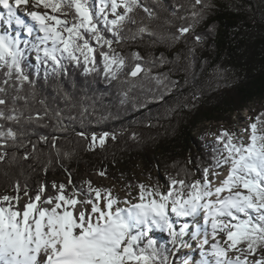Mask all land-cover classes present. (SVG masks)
<instances>
[{"label": "trees", "instance_id": "1", "mask_svg": "<svg viewBox=\"0 0 264 264\" xmlns=\"http://www.w3.org/2000/svg\"><path fill=\"white\" fill-rule=\"evenodd\" d=\"M191 2L141 0L153 13L151 19L143 8L135 9L130 15L136 23L125 25L119 43L105 31L114 41L111 48L126 58L115 77L105 72L94 40V71L85 72L81 58L80 64L65 60L63 69L52 72L31 57L37 56L31 44L24 66L34 83L21 85L0 68V88L6 89L0 97L8 101L0 110L12 114L16 109L19 117L18 122L0 119V130L16 133L14 140L0 137V197L15 196L17 183L20 196L25 186L34 196L60 176L69 179L85 200L94 199L84 173L103 172L102 177L133 187L139 185L134 169H140L138 175L157 187L158 172L169 184L170 178L191 184L203 180L206 168H217L215 159L222 148L217 139H201V125L227 121L249 103L264 99V0H204L211 6L195 23ZM190 23L189 33L171 39L179 35L180 26ZM141 26L156 35H136ZM196 36L202 39L197 42ZM103 51H110L107 45ZM133 52L142 59L135 61ZM137 62L145 71L132 77L129 73ZM223 131L219 129L218 136ZM93 136H105L104 144H93ZM56 184L68 187L65 181ZM150 238L168 264H183L184 255L172 252L170 239Z\"/></svg>", "mask_w": 264, "mask_h": 264}, {"label": "snow or ice", "instance_id": "2", "mask_svg": "<svg viewBox=\"0 0 264 264\" xmlns=\"http://www.w3.org/2000/svg\"><path fill=\"white\" fill-rule=\"evenodd\" d=\"M29 3L34 8L42 6L50 13L27 12L35 22L27 25L18 13L21 5L26 8ZM198 5L201 6L199 10ZM210 6L204 0H192L193 22L202 18L203 10ZM0 8L3 9L0 16L6 12V22L14 20L16 25L24 26L30 36L34 31L40 33L33 42L22 41L19 33L12 35L0 31V68L7 69L5 77L11 79L14 76L21 85L34 83L24 66L29 44L36 51L37 61L51 67L52 72L63 69L65 60L80 64L81 58L85 72H88L95 70L93 54L97 49L90 43L94 40L100 46L105 72L115 77L126 66V58L111 48L113 39H107L103 33H112L115 42L119 43L125 25L136 23L130 15L135 9L143 8L150 19L153 15L143 7L141 0H98V3L96 0H0ZM109 12L112 18H109ZM192 27V23L180 26L179 35H172L171 39H180ZM145 33L156 35L148 26L139 27L136 35ZM201 39L196 36L197 42ZM104 45L108 46L109 52L103 51ZM131 55L135 61L142 59L139 52ZM89 63L92 68L88 67ZM142 71L145 69L137 62L129 74L136 77ZM45 75L47 77V70ZM5 91L0 88V92ZM15 99L13 97V101ZM7 103L6 98L0 97V105ZM11 113L0 110V119L18 122L16 109H11ZM249 129L248 143L226 130L217 137L223 148L215 159V167L228 165V173L216 187L209 179L216 173H210L206 168L203 180L191 184L186 179L170 178L167 192L161 191L159 186L153 188L141 184L138 202L125 201L127 207L113 209L117 200L111 191L93 188L90 181L89 193L95 198L86 200L76 199L75 194L66 196L64 184L59 185L54 197L43 200L45 187L42 185L34 196L28 197L21 210L20 185L17 183L15 196L5 194L0 197V264H168L167 256H162L157 242L148 233L153 228L161 229L171 237V243L184 245L180 238L188 226L185 224L177 231L172 216L195 219L201 211L205 226L211 224V236L215 241L211 244V256L214 260L204 259L196 264H250L249 255L264 251V112L249 125ZM105 136L99 138L101 145ZM0 137L14 140L16 133L11 128L7 132L0 130ZM96 139L92 137L93 142ZM2 159L4 156L0 155ZM237 188L245 191H235ZM225 192L228 194L222 196ZM24 195L28 196L26 186ZM13 200L16 205L12 204ZM78 204L90 205L91 211L85 209L76 213ZM199 229L198 225L197 232L191 234L193 239L197 238ZM221 233L225 234L226 247L217 239ZM207 236L205 227L203 244L209 243ZM230 251L239 254L233 258L228 255ZM251 264H264V254Z\"/></svg>", "mask_w": 264, "mask_h": 264}, {"label": "rangeland", "instance_id": "3", "mask_svg": "<svg viewBox=\"0 0 264 264\" xmlns=\"http://www.w3.org/2000/svg\"><path fill=\"white\" fill-rule=\"evenodd\" d=\"M96 2L98 3V0H96ZM36 8L41 9L42 12L48 11L50 13V10L44 9L42 6L36 7ZM119 11H122V9H120ZM109 18H112L111 13H109ZM3 24H7L6 27ZM9 26H11V22L8 23V22H4V20H2L0 22V31H7L12 35H16L17 33H19L20 38L24 39L25 37H27L26 40H30V41L35 42V37L33 35L30 36L25 29H20L19 32H16L13 30L14 31L13 32L12 31L13 28L9 27ZM31 57L34 60H36L35 59L36 58L35 53H32ZM259 110L264 111V99L255 100V101L249 103L248 106L242 110V112H239L238 114L231 115L227 121L217 122V123H212V124L204 123L203 125H201L202 130H201L200 137L205 143L211 142V141L217 139L218 133H217V135H215V133L220 129V130H224V131L226 130L230 134H235L236 137L245 141L244 139H246V138L244 136H245V132L248 130L247 126L249 124H251L252 122H254L255 116ZM196 132L199 133L200 129L198 128L196 130ZM98 143H99V139L97 138L96 141L93 142V144H98ZM219 147L223 148V144L220 141H219ZM224 154L226 155V153H224ZM222 167L219 169L223 170L224 167L223 168ZM134 171H135V174L137 176L136 178L138 180L139 185L133 186V187L124 185L122 180L119 182H116V181L111 180L110 178L102 177V176L98 175L97 173H84L82 175V179H84L86 181H90L93 188L110 190L113 197H115L117 200V204L113 206V209H115V207H117V206L122 207L123 205H125V201L131 202L133 200L138 199L139 194H140V187L139 186L141 184H143L147 187H153L154 188V182L150 178H147V177L142 176V175H138L139 172L141 171L140 169H134ZM218 172H220V171L218 170ZM221 174H223V173L220 172V175ZM213 176L215 179L219 176V174L213 175ZM157 178H158L157 183L160 187V190L163 192H167L168 187H169V180L166 178V176L164 175L163 172H158ZM57 180L67 182L68 187L65 189V195L66 196H71V195L75 194L76 199H79V200L83 199L84 200V195L81 192L76 191L75 187L70 182V180L67 178H64V177H60V176L55 177L54 181L48 182L46 184L45 193L42 197L43 200H47L48 196L54 197L57 194V192L59 190V185L56 184ZM53 185H55L56 187H53ZM102 195H103V193H102ZM29 196H30V194H28V196H25L24 194L22 196H20L21 197L20 203H22L23 201L26 203ZM12 204L16 205V201L13 200ZM4 206H7V205H4ZM44 206L51 207V205H44ZM77 206L75 209L76 213H78V211H80V210H85V209L89 212L91 211L90 205L78 204ZM171 245L174 246L173 243H171ZM257 254L260 256L261 254H264V251H258Z\"/></svg>", "mask_w": 264, "mask_h": 264}, {"label": "bare ground", "instance_id": "4", "mask_svg": "<svg viewBox=\"0 0 264 264\" xmlns=\"http://www.w3.org/2000/svg\"><path fill=\"white\" fill-rule=\"evenodd\" d=\"M0 11H3V9L0 8ZM31 11H37V12H40V13H44V12H42L41 9L34 8L31 3H29L26 8H25L24 5H21L20 6V11H19L18 14L21 16L22 19H24L25 24H27V25H34V23H35L34 21H32V19L29 16H27V12H31ZM5 19H6V12H4L3 16H0V22L2 20H4V22H6ZM3 25L6 27L7 24H3ZM9 27H12L13 28L12 31L14 30L16 32H19L20 29H25L24 26H22V25H16L14 20L11 22V26H9ZM31 35L36 37L37 35H40V33L38 31H34ZM242 110H240L239 112H242ZM249 125L247 126L248 130L245 132V136H244L246 138V139H244L245 143H248V137L250 135ZM217 133H218V131L215 133V135H217ZM223 167H222L223 170H220L219 168H213V169L210 170V173H216V175L219 174V176L217 178H215L216 180L214 179L213 175L209 176V179L212 181V186L213 187L219 186L220 182L223 181L225 179V177L227 176L228 165H223ZM218 170L220 172H222L223 174L220 175V172H218ZM234 190L235 191H245L242 188H237V189H234ZM227 194L228 193L225 192V193H222L221 195L223 196V195H227ZM213 199H214V197H213ZM136 202H138V199L133 200L130 203H136ZM24 203H25L24 201L22 203H20L21 210H22V206H23ZM123 207H127V205L125 204L121 208H123ZM69 210H72V209L70 208ZM241 218H244L242 214H241ZM172 219L174 221H176V230L177 231H179L180 227H183L185 224H187V226H188L186 231H185V235L183 237H181V239L185 242V244L184 245H180L178 243V244H176V246L174 248L175 251H177V252H179V253L184 255L183 264H196L197 261L204 260V259H207L209 261H213L214 257L211 256V244L214 243L215 241L213 240V238L211 236V224H210V222L205 226V222H204V218H203V212L201 211V214L198 215L195 219H193L192 217L177 218L174 215L172 216ZM233 222H235V221H233ZM198 225L200 226V229H199L197 238L193 239L191 234L193 232H197V226ZM205 227L207 229V234H208V236H207V238L209 240L208 244H203V239L205 237ZM154 230H155L154 233L151 232V231L148 233L149 237L161 233L164 236H166L168 238H171L168 235V233L166 231H164V230L156 229V228H154ZM217 239L220 240L221 246L226 247V244H224L225 234H223V233L219 234L217 236ZM240 247H243V245H241ZM202 252L204 253L203 256L201 255ZM238 254L239 253L237 251L228 252V255L230 257H233V258L236 255H238ZM257 258H259L258 254L249 255L248 256V260H249L250 264H251L252 261H254Z\"/></svg>", "mask_w": 264, "mask_h": 264}, {"label": "water", "instance_id": "5", "mask_svg": "<svg viewBox=\"0 0 264 264\" xmlns=\"http://www.w3.org/2000/svg\"><path fill=\"white\" fill-rule=\"evenodd\" d=\"M142 67H143V66H142ZM139 74H140V73H139ZM139 74H138V75H139ZM130 76H131V75H130Z\"/></svg>", "mask_w": 264, "mask_h": 264}]
</instances>
